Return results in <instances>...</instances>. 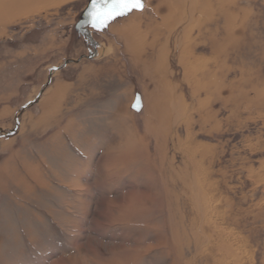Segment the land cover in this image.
Returning a JSON list of instances; mask_svg holds the SVG:
<instances>
[{"label":"rangeland","instance_id":"1","mask_svg":"<svg viewBox=\"0 0 264 264\" xmlns=\"http://www.w3.org/2000/svg\"><path fill=\"white\" fill-rule=\"evenodd\" d=\"M143 4L0 23V264H264V0Z\"/></svg>","mask_w":264,"mask_h":264},{"label":"snow or ice","instance_id":"2","mask_svg":"<svg viewBox=\"0 0 264 264\" xmlns=\"http://www.w3.org/2000/svg\"><path fill=\"white\" fill-rule=\"evenodd\" d=\"M143 9V0H91V10L87 14L86 23L92 29L102 31L117 17L125 16L133 10L142 11ZM133 107L136 110L140 109L139 99Z\"/></svg>","mask_w":264,"mask_h":264},{"label":"bare ground","instance_id":"3","mask_svg":"<svg viewBox=\"0 0 264 264\" xmlns=\"http://www.w3.org/2000/svg\"><path fill=\"white\" fill-rule=\"evenodd\" d=\"M57 0H0V23L26 16L35 8L45 9ZM61 1V0H58Z\"/></svg>","mask_w":264,"mask_h":264}]
</instances>
